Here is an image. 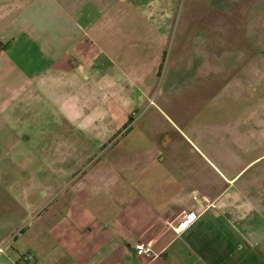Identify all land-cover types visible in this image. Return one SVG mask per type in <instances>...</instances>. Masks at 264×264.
Masks as SVG:
<instances>
[{"label":"crops","instance_id":"obj_1","mask_svg":"<svg viewBox=\"0 0 264 264\" xmlns=\"http://www.w3.org/2000/svg\"><path fill=\"white\" fill-rule=\"evenodd\" d=\"M204 88L260 114L176 112ZM0 249L264 264V0H0Z\"/></svg>","mask_w":264,"mask_h":264},{"label":"rangeland","instance_id":"obj_2","mask_svg":"<svg viewBox=\"0 0 264 264\" xmlns=\"http://www.w3.org/2000/svg\"><path fill=\"white\" fill-rule=\"evenodd\" d=\"M248 95L255 96L248 97ZM215 102L214 109H217L214 114L220 117H232L239 119L241 117L256 118L260 114L259 92L257 91H216L203 89L194 92L192 95L178 99L175 103V110L180 113V110L188 116L211 115V108H207L208 101Z\"/></svg>","mask_w":264,"mask_h":264},{"label":"built area","instance_id":"obj_3","mask_svg":"<svg viewBox=\"0 0 264 264\" xmlns=\"http://www.w3.org/2000/svg\"><path fill=\"white\" fill-rule=\"evenodd\" d=\"M196 215L195 214H187L185 215L182 219H180L176 224H175V228L178 231H183L189 224H191L192 222H194V220L196 219ZM3 250L0 249V252H2ZM137 253L139 255H146L148 257L152 256V251L151 249L144 243H139L137 246ZM21 261L27 262L28 264H32L35 262V257L32 254H23L20 257Z\"/></svg>","mask_w":264,"mask_h":264}]
</instances>
